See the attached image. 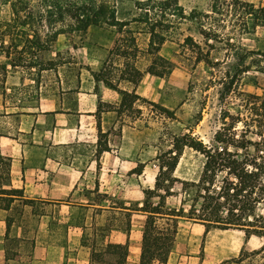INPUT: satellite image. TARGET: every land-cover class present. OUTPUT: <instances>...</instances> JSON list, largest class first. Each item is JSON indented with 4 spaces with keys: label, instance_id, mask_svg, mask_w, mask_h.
I'll return each mask as SVG.
<instances>
[{
    "label": "crops",
    "instance_id": "0c3cea01",
    "mask_svg": "<svg viewBox=\"0 0 264 264\" xmlns=\"http://www.w3.org/2000/svg\"><path fill=\"white\" fill-rule=\"evenodd\" d=\"M85 34L74 48L80 50L71 63L77 71L55 69L54 81L39 85L32 106L12 107L0 93V264H93L97 259L86 243L99 237L128 242L127 260L138 264L142 189L154 187L157 173L147 187L143 181L152 163L158 168V131L140 103L139 116L119 114L121 94L91 73L108 59L116 31L92 25ZM147 74L136 87L141 96ZM118 86L134 89L124 80Z\"/></svg>",
    "mask_w": 264,
    "mask_h": 264
},
{
    "label": "rangeland",
    "instance_id": "374dc122",
    "mask_svg": "<svg viewBox=\"0 0 264 264\" xmlns=\"http://www.w3.org/2000/svg\"><path fill=\"white\" fill-rule=\"evenodd\" d=\"M7 1L0 0L2 20H9L12 15L10 2ZM112 1L117 16L123 19L137 15L139 10L135 3L143 0ZM178 3L187 18L166 17V21L175 23L169 27L167 40L160 50L161 55L172 61L173 69L165 77L147 74L141 86L144 97L174 109L176 114V118H169L159 114L152 106L143 105L144 118L154 123L158 131L154 150L158 154L169 149L173 135L188 132L209 147L220 148L214 134L224 123H234L237 134L252 142H264V136L258 134L264 123L261 108L264 97V0H178ZM103 27L113 29L118 37L129 36L126 30L120 34L115 27ZM130 27L135 31L139 47L146 49L149 34L143 31L145 26L131 23ZM188 35L200 45L203 54L208 52V61L196 47L184 43V37ZM85 36L80 32L59 34L49 49L38 54L34 63L56 66L52 70L41 71L39 64L14 68L8 65L10 73L5 83L8 105L19 109L32 106L38 97L39 85L54 81L55 69L62 75L69 71L75 73L78 66L71 63L76 62L80 50L74 48L82 45ZM14 55L15 52H12ZM50 59L54 60L52 64L48 62ZM150 59V55L142 54L138 66L145 69ZM112 61L116 64L122 59L114 56ZM1 62L9 61L2 58ZM248 150L254 153L253 146H249ZM204 161L201 153L186 147L174 176L184 181H198ZM155 163L158 164V161ZM157 171L153 163L147 168L144 187L149 185L151 176ZM181 186L180 182L172 185L174 195L169 196L166 203L170 208H179L182 206L181 199L186 197L188 201L183 207L187 210L195 188L184 192ZM134 197L135 201L143 196ZM152 201L157 202L158 198L154 197ZM258 211H262L261 205ZM113 215L114 218L125 217L124 214ZM204 229L199 223L180 218L166 264H224L234 257L237 261L229 264H264V251L253 253L263 244L264 235L246 238L242 230L218 228H210L205 234ZM103 239L99 237L86 243L93 251L92 257L97 259L93 264H117L116 256L104 251L107 242ZM125 264L136 263L129 258Z\"/></svg>",
    "mask_w": 264,
    "mask_h": 264
},
{
    "label": "trees",
    "instance_id": "16d2710c",
    "mask_svg": "<svg viewBox=\"0 0 264 264\" xmlns=\"http://www.w3.org/2000/svg\"><path fill=\"white\" fill-rule=\"evenodd\" d=\"M11 6V18L2 20L0 17V93H5V83L10 70L17 66L32 67L38 65L40 70H48L55 66L34 63L41 51L49 49L62 33L80 32L85 34L88 28L94 26L115 27L118 33L126 30L128 37L119 36L110 50L108 59L102 68L92 75L96 81L116 89L121 94L119 106L115 109L119 114L124 111L139 116L142 109L136 107L150 105L159 114L176 118L175 110L149 100L136 93V87L144 73L165 77L173 69V63L160 54L167 32L174 21H166V17L186 19L184 9L178 0H143L135 3L139 13L123 19L117 16V10L112 0H8ZM166 19V20H165ZM131 23H142L145 32L149 34L146 49L137 44L135 31ZM202 33V32H201ZM184 43L196 47L208 61V52L203 54L200 45L194 43L191 36L184 37ZM12 52H15L14 57ZM142 54L151 56L145 70L140 69L136 62ZM122 59V67L113 63L114 58ZM5 58L9 62H1ZM33 60V61H32ZM112 61V63H110ZM49 64L54 60L50 59ZM119 70V73L116 71ZM117 77V78H116ZM124 80L131 83L134 89L129 91L118 86ZM101 105L98 106V112ZM264 117V97L261 100ZM264 120V119H263ZM259 136H264L263 129ZM99 129V136L103 137ZM214 139L220 148L206 145L191 132L173 135L171 147L156 155L158 171L153 188H143L144 200L139 210L145 215L142 230L140 255L138 264H166L175 241L178 220L199 223L210 228L242 230L249 238L251 235H264V142H252L238 135L233 124L220 127L214 134ZM254 147V153L248 148ZM189 147L201 153L204 158L202 173L198 181H184L174 176L184 148ZM108 150V146L103 148ZM142 163H138L136 172H142ZM220 178V179H219ZM167 182V183H166ZM175 182L181 183V188H195L194 197L190 198L189 208L183 205L187 198L181 199V207L170 208L166 200L174 195L171 191ZM14 194L22 195V191L13 190ZM189 194V193H188ZM158 198L153 202L152 198ZM261 205L262 211L258 208ZM129 216V214H128ZM116 256L117 264H125L129 243L108 242L104 249ZM264 251V242L253 253ZM93 255V251H92ZM99 259V258H98ZM237 259H227L224 264Z\"/></svg>",
    "mask_w": 264,
    "mask_h": 264
}]
</instances>
